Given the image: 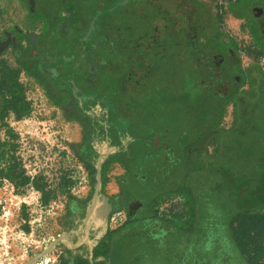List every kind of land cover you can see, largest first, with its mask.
<instances>
[{"label": "rangeland", "instance_id": "374dc122", "mask_svg": "<svg viewBox=\"0 0 264 264\" xmlns=\"http://www.w3.org/2000/svg\"><path fill=\"white\" fill-rule=\"evenodd\" d=\"M194 1L201 29L194 42L198 49L193 50L184 38L167 35L168 22L163 16L152 17L145 24L136 18L112 15L99 19L95 33L105 36L106 55L112 60L103 71L90 75L80 92L112 87L111 83L106 87L102 82L105 77H115L114 86L121 100L115 114L128 121L135 114L131 99L138 101L157 88L176 96L189 91L188 101H178L177 122L178 129L188 132L190 141L201 134L185 152L187 182L194 193L197 218L193 225L182 226L187 234L181 239L174 229L159 230L156 248L168 249V264H248V257L231 236L229 222L241 209L264 208V140L257 137L264 131L251 128L239 113L240 98L253 101L264 94V58L250 53L258 46L256 39L261 33L250 8L253 4L264 6V0ZM84 2L0 0V55L10 64L24 68L19 80L25 85L32 106L28 117L17 120L10 114L7 122L18 133L16 154L26 174H40L49 192L44 203L42 193L31 184L17 188L7 180L0 183V264H56L67 239L73 238L74 224L69 221L71 200L85 202L86 210L90 199L87 193L92 177L77 147L90 132L94 134L91 127L96 122L86 116L88 106L82 104L78 108L71 92L47 89L35 74L26 40L27 34L50 30L53 15L66 19L76 30L86 28L91 13ZM94 6L103 4L96 2ZM199 52L222 56L225 75L236 74L237 82L245 79L238 95L228 98L224 106L223 101L215 103L206 95L199 98L198 104L191 102L199 89L190 81L189 72ZM203 116L205 123L201 122ZM197 118L200 121L195 126ZM3 137L1 129L0 138ZM115 166L113 172L119 174L121 164ZM129 170L122 180L132 196L144 187L146 179L140 181L131 175V167ZM63 176L69 180L64 189L60 184ZM166 187L162 183L151 191L167 192L174 186ZM175 190L187 194L188 188ZM157 204L161 216L181 212L189 218L191 204L185 203L176 191L162 194Z\"/></svg>", "mask_w": 264, "mask_h": 264}, {"label": "trees", "instance_id": "16d2710c", "mask_svg": "<svg viewBox=\"0 0 264 264\" xmlns=\"http://www.w3.org/2000/svg\"><path fill=\"white\" fill-rule=\"evenodd\" d=\"M161 2L163 3V1ZM190 4L189 0H183L181 6L189 7ZM173 20L176 21L175 24L178 26L185 24L186 21H190L194 25L196 23V16L193 14H181L180 16L173 17ZM67 23L61 22L64 32H61L62 35L59 37L58 33L55 34L53 32L45 34L42 37L30 36L28 39L32 47L33 56L38 55H36V50L42 49L45 51L44 56L50 61L47 64V70L53 74L54 72L61 73L62 69H65L66 66H71L69 64L71 61H68L71 59H62L58 62L57 58H54L56 47H66L65 51H68L74 58L78 55L82 57L85 55L87 58H91L95 56L92 52L104 40L103 37L93 33L92 27L72 33L67 30ZM70 36L71 38L69 39ZM68 40H72L71 43H68ZM254 51L256 55L264 53L263 50L258 51L256 49ZM217 62L218 56L216 54L209 55L200 52L194 58L189 76L193 85L198 87L200 95L196 93L194 101L192 99L191 102L198 104L199 98L206 95L209 99L216 101L215 103L223 101L224 106V103L231 94V89L235 85H241L244 81L237 82V79L225 75L221 65L217 66ZM83 63L84 61H82V65ZM73 67H76V65L73 64ZM95 67H98V65ZM22 69H24L22 66H14L0 55V130L3 129L5 135V137L0 138V183L3 180H7L17 188L31 184L34 189L42 193V201L46 203L49 199V192L45 190V184L42 183L41 175L36 174L31 176L26 174L21 158L16 154L18 133L7 122L10 114H13L15 119L19 120L28 117L32 109L31 101L26 96V87L19 80ZM189 98V91L176 96L157 88L153 93L146 94L138 101L131 99V103L136 111V117L133 123L123 121L124 125L121 126L122 143L118 144V149L126 156L127 160L133 161L135 165L134 169L144 167L145 165L147 168L148 164H151L154 168L153 176H148L150 169H147L148 173L145 172L137 175L140 181H143V178L146 179V181H143L144 185L149 184L148 186H150V184L155 182L156 185L165 183L167 187L177 185L178 177L176 173L178 171L175 172V168L180 165L179 156H186L185 152L187 149L201 136V134H198L195 141L192 142L187 138L188 132L186 130L183 128L178 129L179 124L177 119L178 112L180 111L177 105L178 101L185 102ZM239 103L240 114L246 122L251 124V128L257 127L261 131H264V94L259 95L253 101L240 98ZM221 113L222 110L218 118L215 119V124L219 121ZM197 119L198 121H196ZM197 119L193 123L195 126L200 121L199 118ZM204 119H206L205 116L202 118V123ZM169 122L173 124L170 125ZM257 137H259V140H264V133L262 135L258 134ZM124 144L125 146H123ZM116 148L115 146H111V150H116ZM154 159L161 162L155 166L153 165V162H156ZM134 171L136 172V170ZM68 182L69 180L63 176L60 182L61 188L64 189L68 186ZM148 186L145 187L146 190H148ZM151 187L153 186L151 185ZM90 194L88 197H90ZM258 209L259 211L261 210L260 208ZM258 209H241L234 214L229 222L232 231L231 236L234 237L240 252L248 257L251 264H263L264 262H260L261 259H264V211H260L259 213ZM132 220L133 217L128 218L125 224ZM125 224L114 230H118Z\"/></svg>", "mask_w": 264, "mask_h": 264}, {"label": "flooded vegetation", "instance_id": "af4514ba", "mask_svg": "<svg viewBox=\"0 0 264 264\" xmlns=\"http://www.w3.org/2000/svg\"><path fill=\"white\" fill-rule=\"evenodd\" d=\"M161 1H163V3ZM182 1L183 0H85V7L87 8L88 12L91 13L90 16H87L88 26L86 28L82 30H76L71 24H69L66 19L60 18V16L57 15H53L50 30H48L44 34H27L26 40L28 42L30 36L42 37L45 34H51L53 32H55V34L58 33L59 37L60 35H62L61 32H64V30L62 29L61 22H68L67 30L71 31L72 33L77 31H83L91 27L93 29V33H95L98 20L105 16L112 15L121 17L122 19L136 18L142 24H145L147 20L151 19L152 17L163 16L168 22L167 35L169 37L177 35L178 37L184 38L186 44L193 50L196 47L194 42L198 38V34L201 29L198 18L199 10L194 0H189L191 3L189 7H182ZM96 2H98V4L102 3L103 6H94ZM250 11L252 12V15L256 18V23H258V26L261 29L260 34L264 38V6L253 4L250 8ZM181 14L195 15L196 23L192 25V22L186 21L185 24L178 26L177 24H175L176 21L173 20V17L180 16ZM99 36L105 39V36H103V34ZM70 38L71 36L69 37V39ZM71 41L72 40H68V43H71ZM28 44L29 58L33 63L35 74L45 84L47 89H49L50 91L51 89L57 91L67 90L71 92L74 97L77 98L78 108H81L82 104L89 107V111L86 116L92 117V120L96 122L95 126L91 127L93 128L92 130L94 134L90 132V136H85L83 142H81L80 145L77 147V153L84 160L85 164H92L94 166L97 156H104L103 158H108L110 156H125L121 151H119L120 149H118V144L122 143L121 126L124 122L122 115L115 114L117 107L120 105L121 101L119 99L120 96L118 95V88L114 86L116 78L111 77V79L108 80V78L105 77V79H103L102 83H105L106 87L110 83L112 87L103 88L101 90L97 89L94 92H80L82 86L88 80V77L90 75H94L96 73H99L100 71H103L108 65L109 61L112 60V57L106 55V47H104V40L102 44L97 46L92 52L93 54H95V56L91 58H87V56L85 55H83V57L81 55H78L74 58V56L70 55L68 51H65L66 47H56V53L54 54V58H57L58 62L62 59H71L68 60L71 61L69 63L71 66H66L65 69H62L61 73L54 72V74L50 73L47 70V64H49L50 61L47 57L44 56L45 51L42 49L36 50V55L38 54V57L33 56L32 47L29 42ZM216 55L218 56V54ZM82 61H84L83 65ZM73 64H75L76 67H73ZM216 64L217 66L221 65L225 73L224 59L222 56L218 58V62ZM96 65H98V67H95ZM229 77L237 79L236 74L234 76ZM101 91H103V93L99 95ZM132 108L135 109L133 106ZM134 113L135 114L134 116H132V120L128 119L129 123L134 122V118L136 117V111ZM102 134L104 135L102 136ZM101 136L104 138H101ZM109 136H113L115 139L112 140L113 138H110ZM125 144L123 146H125ZM111 146L117 147L116 150H111ZM104 160L105 159H103L102 167H104L106 163V161L104 162ZM129 162L132 164L130 167L133 173L135 165L133 161ZM108 202L111 205V209L109 210V212H107V216L117 210H121L117 208L119 207V204L126 205L127 212L125 211V214L127 219L125 222H127L128 218L134 216L136 207L139 204V199L137 197L131 196L128 200L120 201L110 197ZM84 203L85 202L83 201L77 202L76 200H71L69 207L70 217L74 219L78 217H83L85 214ZM131 203L134 206L132 212L133 214L131 213L132 215L129 212V206ZM75 205H77V207ZM260 209V211H264V208ZM246 261L248 264H251L249 259H246Z\"/></svg>", "mask_w": 264, "mask_h": 264}, {"label": "crops", "instance_id": "0c3cea01", "mask_svg": "<svg viewBox=\"0 0 264 264\" xmlns=\"http://www.w3.org/2000/svg\"><path fill=\"white\" fill-rule=\"evenodd\" d=\"M256 40L258 46H256L254 50L257 49L258 51H264V38L261 34H259ZM250 53L253 54L254 57L261 55L263 56L262 58H264V53L256 55L255 51L251 50ZM243 80L244 81L241 85H235L232 88L229 98L232 97V95L237 94L238 88L245 82L244 78ZM179 157L180 165L175 168V172L178 171L176 173L178 183L174 187H166V190L180 193L185 203L189 202L191 204L188 219L181 212L170 213L167 216L160 215L159 210L156 208L157 199L162 194L171 191H161L156 193V191H151L152 187L151 185L148 186L149 184L144 185V187L141 186L137 189L135 194H132V196L139 199V204L136 207L133 220L126 223L118 230L111 229L109 226V216H111V214L106 216L104 220L92 217L86 223H83L82 221L77 222L74 218L69 217V221L74 224L72 225V229L74 230L72 231L73 238L67 239L66 248L56 264H168V249L166 251V249L163 250L156 248L157 235H160L159 230L163 228L164 231L174 229L179 234V237L177 238L181 239V237L183 238V236L185 237L187 234V229L182 226L186 224L190 226L193 225V222L196 221L197 218L195 211L196 207L193 202L194 193L187 182L189 175L187 168L188 157ZM104 159V162L106 161V163L104 167H101V192L108 200L110 197L120 201L128 200L131 196L128 194V190L126 186L123 185L124 183L122 180L123 177H127L128 174L126 173L130 172V166L126 163V161H128L126 156H110ZM154 160L156 161L153 162V165L155 166L161 162L157 161V159ZM116 164H121L120 172H118L119 174L113 172L117 169L115 166ZM86 165L88 167V172L92 177V185L90 186V191L88 193L90 194L91 192L92 194L95 168L92 164ZM145 166L135 168L134 170H136V172L133 170L132 173L131 171V175L139 178L137 175H141L147 172V169H150V171H148L149 173L147 172L148 176H153L154 168L151 164H148L147 168ZM91 168H93V170H91ZM145 186H148V190L145 189ZM152 186L155 187L158 185H156L155 182ZM177 187L188 188L187 194L175 190ZM88 193L87 196L89 195ZM178 197L180 200L182 199L180 196ZM118 206V209H127L125 204H119ZM146 226H148V228ZM129 232L131 233L129 234ZM169 245L170 244H168V246ZM263 261L264 259L260 260L261 263Z\"/></svg>", "mask_w": 264, "mask_h": 264}, {"label": "water", "instance_id": "95a60500", "mask_svg": "<svg viewBox=\"0 0 264 264\" xmlns=\"http://www.w3.org/2000/svg\"><path fill=\"white\" fill-rule=\"evenodd\" d=\"M103 157L104 156H97L96 161L94 163L95 174L93 177L94 179L93 192L91 194L89 202L87 203L84 217L80 219V221H82L83 223H86L92 217H96L97 219L104 220L105 217L107 216V212H109V210L111 209V205L108 202L107 197L101 192V186H102L101 167L104 159ZM133 209L134 206L131 203L129 206L130 214L133 212ZM60 240H62L65 243L64 239H62L61 237ZM36 259L37 258H35L34 260Z\"/></svg>", "mask_w": 264, "mask_h": 264}, {"label": "built area", "instance_id": "2783aa9c", "mask_svg": "<svg viewBox=\"0 0 264 264\" xmlns=\"http://www.w3.org/2000/svg\"><path fill=\"white\" fill-rule=\"evenodd\" d=\"M127 217L125 212L122 210H117L113 212L109 219V226L111 229H116L123 225L126 221Z\"/></svg>", "mask_w": 264, "mask_h": 264}]
</instances>
